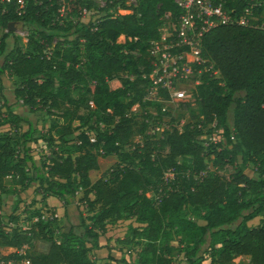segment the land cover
Instances as JSON below:
<instances>
[{
	"label": "trees",
	"instance_id": "obj_1",
	"mask_svg": "<svg viewBox=\"0 0 264 264\" xmlns=\"http://www.w3.org/2000/svg\"><path fill=\"white\" fill-rule=\"evenodd\" d=\"M62 1L67 15L61 22V0H28L21 15L15 0L0 4V77L6 71L16 77L15 97L30 112L45 110L50 116L42 150L52 156L42 166L36 164L29 146L36 142L33 124L28 122L23 130L24 118L4 100L0 192L15 193L36 184L42 200L55 196L69 204L82 189L79 209L95 214L92 224L82 222L83 230L77 233L75 225L59 224L57 218L32 223V216L41 215L38 210L26 221L29 235L19 228L15 214L4 223L16 226L0 221V246L19 249L26 244L32 250L26 255L0 253V258L8 262L26 256L28 264H96L88 252L105 247L100 235L106 223L130 215L138 225L125 237L138 250L133 261L130 254L120 258L125 264H173V240L182 247L187 264H264V221L248 225L264 212V0H212L222 4L231 21L209 30L202 41V56L221 75L213 78L204 72L197 92L203 125L216 122L220 128L222 141L207 146L198 138L203 129L197 123L161 139L147 135L132 142L133 107L160 106L145 100L152 82L148 50L159 37L165 13L177 22L181 10L174 0H136L135 5L106 0L103 6L93 0ZM116 5L129 11L116 14ZM83 8L88 12L85 20L80 19ZM243 16L246 24L240 23ZM10 23L14 30H28L25 48L9 45L14 32ZM75 87L91 97V104L72 96ZM181 106L191 109L190 103ZM111 154L119 161L92 182L89 173L98 168L97 156ZM240 154L245 162L238 161ZM209 161L213 172H207ZM166 169L173 173L168 180ZM160 186L165 188L162 195L148 196ZM38 240L48 243L45 251L33 249Z\"/></svg>",
	"mask_w": 264,
	"mask_h": 264
},
{
	"label": "rangeland",
	"instance_id": "obj_2",
	"mask_svg": "<svg viewBox=\"0 0 264 264\" xmlns=\"http://www.w3.org/2000/svg\"><path fill=\"white\" fill-rule=\"evenodd\" d=\"M127 4V3H126ZM112 11L116 14L125 13L126 10L121 8L119 5H116ZM249 15V13H248ZM261 20H264V11L261 13L260 16ZM87 19V17L85 18ZM25 30V29H24ZM26 31H28L26 29ZM119 41H123V36H120ZM24 39L18 34V30H14V32L9 36L8 42L9 45H16L21 46V48H25ZM2 61V57H0V63ZM213 78H221L220 73L213 76ZM15 81L16 77L9 74L7 71L2 74L0 77V105L3 103L4 100H7L8 103H10L14 110L24 118V121L20 124V127L25 130L27 128L28 122H32L33 127L35 129V132L33 134V138L36 140V142L29 143V146L31 148V155L36 162L37 165L42 166L43 163H47L50 161L52 156L48 151H43L42 146H44V141L42 140L43 136L47 133L49 126H50V116L47 114L45 110H34L33 112H30L28 107L25 106L22 101L15 97L13 90L15 87ZM202 80L200 79L199 84L195 82H188L186 87L188 89L192 88L193 86H196V91L198 92L199 86L202 84ZM198 84V85H197ZM195 91V92H196ZM72 96L75 98H80V100L84 101L85 103L91 104V97L85 93L82 92L80 87H75L72 90ZM197 98L194 100H191L189 103L191 104V109L186 110L184 112V108L182 106H179L177 103L173 105H157V104H151L148 106H138L136 105L133 107L132 112L134 116L135 126H134V134L132 137V142H136L139 140H144V138L147 136V132L151 131V129L154 127L153 124H149L148 126L143 125L142 122L146 121L147 119L152 123L159 122L160 124L163 123L164 125L169 124L168 120L169 118H176L175 120H186L191 116V112L196 114V118H193V120H198V108L196 106ZM160 108H159V107ZM166 106V107H165ZM163 108H166L167 110L164 112L162 111ZM82 112H87L86 110L82 109ZM164 112V113H163ZM157 113V117L159 118V121L153 120V115ZM166 113V114H165ZM228 120L231 124L232 122V108H230L229 114H228ZM93 122V119L90 121V123ZM181 126V124H180ZM205 134L198 135L199 139H202L204 136L209 135L210 133L208 131H211V129L205 128ZM90 136H93L92 132H89ZM206 144V143H205ZM125 150H129V147H125ZM119 159L115 155H98L97 156V162H98V168L91 170L89 173L90 180L93 182L96 179H98L101 174L110 169L115 162H118ZM239 162H245L246 157L244 154H240L238 157ZM249 167H252V164H249ZM207 172H213V166L211 162L209 161V168L207 169ZM173 177V173L166 169L164 172V178L167 180ZM198 177V175L196 176ZM195 177V178H196ZM174 186V185H171ZM36 184H32L28 189L26 190H17L15 193L2 191L0 192V221L1 222H8L11 219V217L15 214L19 216L18 222L19 223H26L28 218L33 215L36 211L44 209V207L51 208L53 212L57 215V221L59 224H62L63 222H71L73 225H75V231L77 233H81L83 230V227L80 226L82 222L85 224L91 225L93 222V216L95 214V211H90L88 209H79L78 206H80L81 201L79 198L82 195V189L78 190V193L76 194L75 198L72 199V202L65 203L63 199L55 198V200L59 199L57 201H43L41 199V195L39 194L38 188L36 187ZM176 188V186H174ZM167 188V187H166ZM170 189V188H168ZM165 192L164 187H159L157 190H150L148 192V196L151 198H155L157 195H162ZM90 198H93V195H90ZM52 204V205H51ZM55 204V205H53ZM46 205V206H43ZM52 206V207H51ZM261 221H264V212L262 215L257 216L250 221H248L249 226H256ZM198 223L204 224L205 222L203 220H197ZM137 222L135 221V218L127 215L125 218L116 220V221H109L106 223V231L103 235H100L101 242L105 245L104 248L101 249H95L91 248L89 250V256L90 258L96 263V264H125L123 261L120 260L121 257L126 256V254H130L131 258H128L130 260H135L137 258L136 252L138 250V246L132 245L127 238L125 237L127 232H129V237L131 236L130 228L137 226ZM58 241L61 240V236L53 235ZM172 244L176 246L175 251L173 252V264H187V261L185 259V256L183 254V251L181 250V246L178 244L176 240L172 241ZM206 245H203L201 249L199 250V254H203L204 249ZM10 248H2V252L4 254L10 253ZM24 250V249H23ZM31 251L32 248L29 245L28 248H25V252ZM240 261H247V257H241L239 259ZM21 264V263H18Z\"/></svg>",
	"mask_w": 264,
	"mask_h": 264
},
{
	"label": "built area",
	"instance_id": "obj_3",
	"mask_svg": "<svg viewBox=\"0 0 264 264\" xmlns=\"http://www.w3.org/2000/svg\"><path fill=\"white\" fill-rule=\"evenodd\" d=\"M12 0H0L1 3H9ZM16 1V13L21 15L25 11V6L28 0H15ZM98 5L103 6L106 0H93ZM175 4L181 10L177 22L174 24L171 21V14L165 13L163 16V22L158 27L159 37L150 42L148 55L151 64V71L149 77L152 80L151 85L148 87L145 95V100L156 102L160 105H173L178 104L181 106L183 103H189L191 100L197 98L198 93L196 86L188 89L186 87L188 82H200L201 76L204 72L210 71V75L215 76L219 73L215 68L214 63L208 58L202 56V41L203 36L212 28L225 24L231 21L230 16L223 9L222 4L215 3L212 0H174ZM128 5H135L136 0H127ZM5 7L2 9L4 12ZM126 10V9H125ZM129 10H126L128 12ZM125 12V13H126ZM124 14V13H121ZM248 15V13H246ZM66 10L65 4L61 0V5L58 8V21L61 22L65 17ZM80 19L85 20L88 16L86 8L80 11ZM247 18L243 16L240 20L241 24H246ZM18 34L27 41L28 32L24 29L18 28ZM197 84V85H198ZM196 91V92H195ZM166 107V106H165ZM163 108L162 111H166ZM186 112V109H184ZM153 120L159 121L157 113L153 115ZM176 118H169V124L152 123L148 119L146 120L150 125L154 127L146 134L151 139L157 140L163 138L167 133L174 130L182 131L184 126L190 124L193 127L197 123V127L202 128V134H205V128L211 129V133L204 136L202 139L203 145L207 146L209 142L222 141L219 138L220 128L216 126V122L203 125V118L200 115L198 120H193L191 117L186 120H175ZM181 124V126H180ZM233 139V136L231 137ZM206 143V144H205ZM41 215L32 216V223L38 222L40 219L54 220L57 215L51 208L44 207L41 209ZM5 226H16L14 222H9ZM19 228L29 235L30 227L28 223H19ZM29 245H22L17 249L10 248L11 252H16L21 255H26L25 248ZM0 246V253L2 252ZM24 249V250H23ZM27 251V250H26ZM10 252V253H11ZM28 264V259L24 256L21 260H10L6 262L0 258V264Z\"/></svg>",
	"mask_w": 264,
	"mask_h": 264
},
{
	"label": "crops",
	"instance_id": "obj_4",
	"mask_svg": "<svg viewBox=\"0 0 264 264\" xmlns=\"http://www.w3.org/2000/svg\"><path fill=\"white\" fill-rule=\"evenodd\" d=\"M54 197V196H53ZM52 196H48L46 199H44L43 201H47L49 203V201H54L55 199ZM56 198V197H55ZM59 199H56L55 201H57ZM52 205V204H51ZM55 205V204H53ZM46 206V205H43ZM52 207V206H51ZM48 247V243L45 240H38L34 245H33V249L35 250H39V251H45ZM32 248V247H31Z\"/></svg>",
	"mask_w": 264,
	"mask_h": 264
},
{
	"label": "water",
	"instance_id": "obj_5",
	"mask_svg": "<svg viewBox=\"0 0 264 264\" xmlns=\"http://www.w3.org/2000/svg\"><path fill=\"white\" fill-rule=\"evenodd\" d=\"M10 29L13 31L15 29L14 23H10Z\"/></svg>",
	"mask_w": 264,
	"mask_h": 264
}]
</instances>
